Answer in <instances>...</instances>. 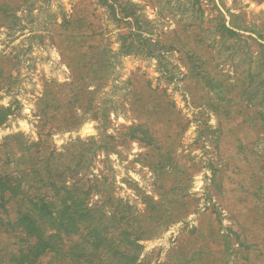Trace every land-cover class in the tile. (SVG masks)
I'll return each instance as SVG.
<instances>
[{
	"label": "rangeland",
	"instance_id": "obj_1",
	"mask_svg": "<svg viewBox=\"0 0 264 264\" xmlns=\"http://www.w3.org/2000/svg\"><path fill=\"white\" fill-rule=\"evenodd\" d=\"M122 1L114 15L104 0H0V173L90 142L103 195L133 214L170 202L173 222L139 241L142 264H264V0ZM131 30L142 43L129 50ZM66 112L76 126H61ZM5 215L0 264H20Z\"/></svg>",
	"mask_w": 264,
	"mask_h": 264
},
{
	"label": "trees",
	"instance_id": "obj_2",
	"mask_svg": "<svg viewBox=\"0 0 264 264\" xmlns=\"http://www.w3.org/2000/svg\"><path fill=\"white\" fill-rule=\"evenodd\" d=\"M104 2L117 15L115 0L112 4L107 0ZM119 4L124 6V11L127 6L136 5L130 0H123ZM130 14L133 13L127 12L125 17H130ZM220 26L232 32L225 23ZM89 28L91 34L85 32L83 36L99 34L94 27ZM73 31V38L77 40L82 34L76 29ZM233 34L236 35V31ZM125 37H130L125 45L129 50L142 43L138 41L136 44L137 34L134 30ZM82 52L79 48L73 49L70 60L80 64L83 62L80 57H84L87 51ZM85 77L82 76V80ZM74 96L66 107L73 111L80 100L76 94ZM8 114V110L0 106V124L7 119ZM63 117L61 126L73 127L79 120L76 114L73 116L71 113ZM38 143L34 142L31 146ZM89 144L76 140L72 145L78 150L68 151L65 156L58 154V158L50 155L40 160L35 159L34 153H26L28 155L24 156L29 161L19 172L21 176L15 174L17 172L0 173V212L6 214V225L22 230L20 264H142L138 257L141 247L139 241L152 238L157 229L173 222V211L168 207L170 202L164 204L156 201L150 205L143 201L146 198L144 196L142 201L150 210L158 206L164 207L167 212L162 216H156L153 212L147 216L149 209L143 213H129L128 203L123 199L103 195L106 185L101 184L98 178L91 179L88 176L94 159ZM22 151L28 152V147L22 145ZM63 157L67 160H61ZM95 194L100 195L98 200L93 199ZM15 201L17 210L15 217H12L9 210ZM179 203L184 206L186 201L181 200ZM144 217L149 221L140 224ZM225 243L227 247V239Z\"/></svg>",
	"mask_w": 264,
	"mask_h": 264
}]
</instances>
